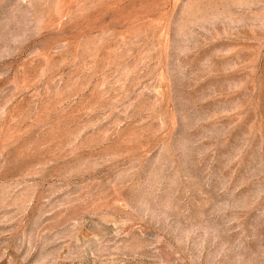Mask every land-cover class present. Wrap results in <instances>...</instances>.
I'll list each match as a JSON object with an SVG mask.
<instances>
[{
  "label": "rangeland",
  "instance_id": "rangeland-1",
  "mask_svg": "<svg viewBox=\"0 0 264 264\" xmlns=\"http://www.w3.org/2000/svg\"><path fill=\"white\" fill-rule=\"evenodd\" d=\"M0 264H264V0H0Z\"/></svg>",
  "mask_w": 264,
  "mask_h": 264
}]
</instances>
